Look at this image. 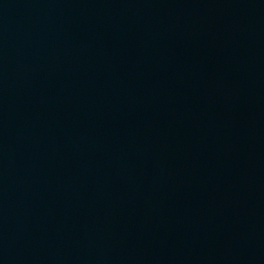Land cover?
Instances as JSON below:
<instances>
[{
    "label": "water",
    "instance_id": "95a60500",
    "mask_svg": "<svg viewBox=\"0 0 264 264\" xmlns=\"http://www.w3.org/2000/svg\"><path fill=\"white\" fill-rule=\"evenodd\" d=\"M0 264H264V0H0Z\"/></svg>",
    "mask_w": 264,
    "mask_h": 264
}]
</instances>
